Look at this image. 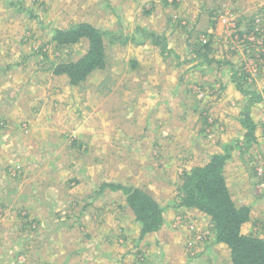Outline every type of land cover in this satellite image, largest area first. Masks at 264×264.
<instances>
[{
  "label": "rangeland",
  "instance_id": "1",
  "mask_svg": "<svg viewBox=\"0 0 264 264\" xmlns=\"http://www.w3.org/2000/svg\"><path fill=\"white\" fill-rule=\"evenodd\" d=\"M82 21L112 34L104 69L72 85L51 66L80 58L87 43L52 38ZM138 28L165 32L170 56ZM208 42L203 63L194 53ZM4 66L0 238L15 228L12 244L0 239L7 264H233L211 218L177 206L185 170L227 149L233 200L254 208L241 232L264 238V0H0ZM233 74L263 96L250 110L252 140ZM103 183L149 192L166 208L163 228L141 238L125 194Z\"/></svg>",
  "mask_w": 264,
  "mask_h": 264
},
{
  "label": "trees",
  "instance_id": "2",
  "mask_svg": "<svg viewBox=\"0 0 264 264\" xmlns=\"http://www.w3.org/2000/svg\"><path fill=\"white\" fill-rule=\"evenodd\" d=\"M138 31L141 36L150 37L152 45L160 48L161 56H170L172 49L165 33L147 32L142 28H138ZM111 34V31L100 29L86 21L72 24L67 28L55 29L52 40L57 46L66 48L86 42L87 49L78 59H62L61 62L53 64L51 69L54 75L66 76L70 84L79 85L85 82L94 71L104 69L107 60L105 41ZM114 37L122 41L121 36ZM128 38L136 39V36L131 35ZM209 38L212 36L210 35ZM212 52L211 42H208L200 45L194 54H196L195 58L202 60L203 63H211ZM246 78L243 76L236 78L233 74L236 88L248 98L241 112L243 116L241 122L247 129L245 138L252 140L257 124L251 119L250 110L255 103L262 101L263 96L246 88ZM208 121L205 117L207 127ZM231 159V151L227 149L225 153L211 155L205 165L193 167L190 171L185 170L180 177L181 183L178 184L177 198L180 202L177 208L196 209L209 216L214 223L215 243L227 245L231 251L233 264H264V238L245 235L241 232L242 226L250 219L251 207L246 205L238 207L233 200L226 175V167ZM101 187H109L125 194L127 206L132 210L135 221L141 227V238L159 232L165 225L166 208L144 189L113 183H103Z\"/></svg>",
  "mask_w": 264,
  "mask_h": 264
},
{
  "label": "crops",
  "instance_id": "3",
  "mask_svg": "<svg viewBox=\"0 0 264 264\" xmlns=\"http://www.w3.org/2000/svg\"><path fill=\"white\" fill-rule=\"evenodd\" d=\"M154 4V3H153ZM152 4V9L154 10V5ZM114 9H116V8H114ZM134 25V24H133ZM100 27H102V28H104L105 29V27H103V26H100ZM107 29V28H106ZM110 29V28H109ZM165 33V32H164ZM9 70H10V68L9 67H7V66H4V68L2 69V72H9ZM12 92H14V90L11 88V94H12ZM10 94V95H11ZM10 99H6V98H3L2 100H0V107L2 108V110H1V112H0V117H4V116H6L7 117V119H8V116H7V110H10V107H9V101ZM6 110V111H5ZM218 151H220L221 152V149H219ZM231 162H235L236 161V156L234 157V154H233V156H232V159L230 160ZM229 163V162H228ZM233 163H231V164H233ZM232 166V165H231ZM249 172V171H248ZM227 176H229L228 174H227ZM260 196V195H259ZM250 205V207H251V213L253 212V204H248V206ZM85 208H86V206H85ZM5 211H7V210H5ZM183 211H186V213H189V212H187V211H190V210H183ZM187 215H189V214H187ZM202 215V214H201ZM186 216V215H185ZM187 218H190L189 216H186ZM202 217H203V215H202ZM57 228H58V226H57V224L55 223L54 224V226H53V229H51L52 231L50 232V234H53V231H57ZM15 231V228L14 227H10V228H6L5 229V231H3V236L0 238V239H3L2 241H4V243L3 244H7V245H10V244H12V232H14ZM8 232L10 233V235H8ZM5 233V234H4ZM11 236V237H10ZM149 236V235H148ZM263 238V237H262ZM12 255L10 254V252H7V254L5 255V254H3V255H0V264H7V263H9V262H11L12 261ZM3 262V263H2Z\"/></svg>",
  "mask_w": 264,
  "mask_h": 264
}]
</instances>
